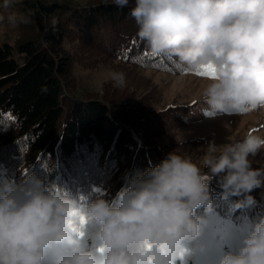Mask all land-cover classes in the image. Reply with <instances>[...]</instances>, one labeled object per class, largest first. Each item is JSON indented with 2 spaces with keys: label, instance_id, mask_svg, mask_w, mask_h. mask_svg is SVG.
<instances>
[{
  "label": "clouds",
  "instance_id": "clouds-1",
  "mask_svg": "<svg viewBox=\"0 0 264 264\" xmlns=\"http://www.w3.org/2000/svg\"><path fill=\"white\" fill-rule=\"evenodd\" d=\"M112 3L124 8L129 0ZM130 15L153 54L188 69L212 66L205 116L264 109V0H134ZM112 79L123 86L122 72ZM261 152L264 137L252 133L223 146L210 142L200 165L172 152L111 199L73 198L35 172L4 179L0 264H186L204 257L214 211L209 181L217 180L224 199L242 197L230 211L255 205L250 193L264 186V165L254 168L253 158ZM210 264H264V210L239 244Z\"/></svg>",
  "mask_w": 264,
  "mask_h": 264
},
{
  "label": "trees",
  "instance_id": "trees-1",
  "mask_svg": "<svg viewBox=\"0 0 264 264\" xmlns=\"http://www.w3.org/2000/svg\"><path fill=\"white\" fill-rule=\"evenodd\" d=\"M132 7L134 0L124 8L112 0H10L4 6L7 20L16 17V34L13 40L0 39V181L35 172L73 198L111 199L169 153L190 151L182 146L190 148L192 141H176L172 147L158 142L157 137L174 138L187 111L169 106L153 112L159 91L147 83L141 86L135 72L124 70L132 75L125 77L121 93L109 87L104 88L107 96L78 91L76 66L108 60L124 69L151 68L171 75L201 70L153 54L137 35ZM209 185L214 211L208 252L189 257L186 264H210L234 249L242 230L264 210L256 201L230 211V203L242 197L224 199L215 178Z\"/></svg>",
  "mask_w": 264,
  "mask_h": 264
},
{
  "label": "rangeland",
  "instance_id": "rangeland-1",
  "mask_svg": "<svg viewBox=\"0 0 264 264\" xmlns=\"http://www.w3.org/2000/svg\"><path fill=\"white\" fill-rule=\"evenodd\" d=\"M4 1L0 0V17H3L0 20V39L13 40L16 32L13 23L7 20L8 15L4 13L6 11ZM73 1L85 3L89 0ZM128 71L135 72L133 73L136 75L134 78L141 86L147 83V87H154L159 91L160 100L153 112L169 106L184 107L187 111V113L181 115L184 123L174 131V138L157 137L156 139H159L158 142L167 144L170 147L176 141H192L193 145L189 146L190 148L182 146L185 151L190 150L188 153H179L191 158L198 165L201 164L210 142H214L217 146H223L225 143L242 140L249 133L264 137V109L243 115L222 113L214 117L205 116L201 112L206 107L202 100V93L211 78L194 73L171 75L151 68L124 69L118 63L108 60L105 63H97L93 67L76 66L75 75L79 86L78 91L96 93L97 96H102L104 88L107 87L108 90L110 88L111 92L121 93L124 87L116 85V82L112 79V74ZM131 75L126 74L124 78ZM104 95L107 96L106 93ZM151 140L155 141L153 138ZM197 142L199 143L196 144ZM261 165H264V152L258 153L253 158L254 168ZM250 194L258 203L264 205V186L254 189Z\"/></svg>",
  "mask_w": 264,
  "mask_h": 264
},
{
  "label": "snow or ice",
  "instance_id": "snow-or-ice-1",
  "mask_svg": "<svg viewBox=\"0 0 264 264\" xmlns=\"http://www.w3.org/2000/svg\"><path fill=\"white\" fill-rule=\"evenodd\" d=\"M196 74L207 78L215 77V72L211 65L203 66Z\"/></svg>",
  "mask_w": 264,
  "mask_h": 264
}]
</instances>
